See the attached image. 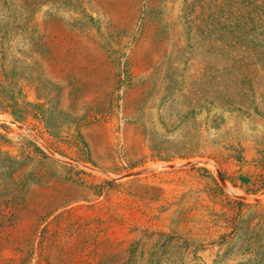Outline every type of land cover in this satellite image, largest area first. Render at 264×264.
Instances as JSON below:
<instances>
[{
    "label": "rangeland",
    "instance_id": "1",
    "mask_svg": "<svg viewBox=\"0 0 264 264\" xmlns=\"http://www.w3.org/2000/svg\"><path fill=\"white\" fill-rule=\"evenodd\" d=\"M0 264H264V0H0Z\"/></svg>",
    "mask_w": 264,
    "mask_h": 264
}]
</instances>
